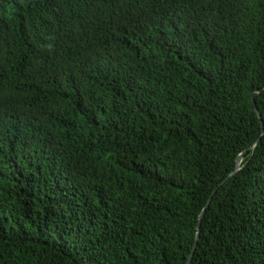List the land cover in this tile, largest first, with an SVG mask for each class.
<instances>
[{
  "label": "trees",
  "instance_id": "trees-1",
  "mask_svg": "<svg viewBox=\"0 0 264 264\" xmlns=\"http://www.w3.org/2000/svg\"><path fill=\"white\" fill-rule=\"evenodd\" d=\"M193 251L264 264V0H0V264Z\"/></svg>",
  "mask_w": 264,
  "mask_h": 264
},
{
  "label": "water",
  "instance_id": "water-1",
  "mask_svg": "<svg viewBox=\"0 0 264 264\" xmlns=\"http://www.w3.org/2000/svg\"><path fill=\"white\" fill-rule=\"evenodd\" d=\"M257 112L259 113V110H258V109H257ZM259 116L261 117L260 113H259ZM244 157H245V154H244V155L242 156V158L239 160V162H238V168H237V170L234 172L233 175H235V174L241 169V166H242V164H243V162H244ZM202 218H204V214H202V215L200 216V218H199V223H200V220H202ZM198 228H199V227H198ZM193 255H194V251L192 252V254H191V256H190L189 261H188L187 264H191L192 259H193Z\"/></svg>",
  "mask_w": 264,
  "mask_h": 264
}]
</instances>
